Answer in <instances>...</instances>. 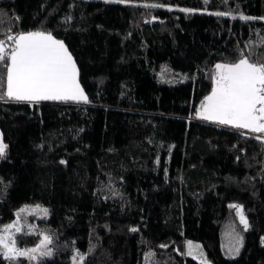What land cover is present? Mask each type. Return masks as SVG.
<instances>
[{"label": "trees", "instance_id": "trees-1", "mask_svg": "<svg viewBox=\"0 0 264 264\" xmlns=\"http://www.w3.org/2000/svg\"><path fill=\"white\" fill-rule=\"evenodd\" d=\"M35 31L63 41L88 103L10 100L0 62V229L28 206L16 246L55 251L0 264H201L187 242L264 264V142L197 116L217 63L264 54V0H0L8 57Z\"/></svg>", "mask_w": 264, "mask_h": 264}, {"label": "snow or ice", "instance_id": "snow-or-ice-1", "mask_svg": "<svg viewBox=\"0 0 264 264\" xmlns=\"http://www.w3.org/2000/svg\"><path fill=\"white\" fill-rule=\"evenodd\" d=\"M207 4L208 0H204ZM158 5H151L157 7ZM181 11H187L181 9ZM223 16L225 13H210ZM241 19H251L241 17ZM8 40L15 43L10 57L6 55L5 41L0 39V62H7L6 96L13 101L62 100L88 103L78 82V70L71 53L63 41L57 40L50 32L35 31L27 34L9 35ZM264 43V41H262ZM264 54L251 60L241 55L235 62L217 63L215 65V88L205 98L197 116L202 120L220 125H230L235 129H246L252 133H264ZM264 142V137L257 136ZM7 145L0 137V156L6 152ZM65 163V161H61ZM237 209L240 223L247 230L249 225L243 207L231 205ZM28 211V206L16 213V221L3 227L0 232V255L9 261L19 257L37 260L49 257L52 252L48 245L52 238L44 235L38 247L19 249L16 247L15 233L21 232L19 217ZM47 215V209H42ZM31 214V213H30ZM14 230V231H13ZM135 232L137 229L132 228ZM31 234V233H28ZM189 254L194 247L187 242ZM161 247H166L161 245ZM77 264H83L84 255L77 254Z\"/></svg>", "mask_w": 264, "mask_h": 264}, {"label": "rangeland", "instance_id": "rangeland-1", "mask_svg": "<svg viewBox=\"0 0 264 264\" xmlns=\"http://www.w3.org/2000/svg\"><path fill=\"white\" fill-rule=\"evenodd\" d=\"M164 9L166 10H169V11H176V12H182V13H190L191 10L190 9H187V8H178V7H163ZM181 9H185L187 11H181ZM7 49V48H6ZM216 86V85H215ZM58 101V100H57ZM201 108V107H200ZM200 111V109L198 110V112ZM207 121V120H205ZM212 122V121H210ZM214 123V122H213ZM217 124V123H216ZM223 126H226V127H229V128H233L232 126L230 125H223ZM246 130V129H244ZM259 135H263L264 133H257ZM0 137H2V140H3V135H2V132L0 130ZM4 143V141H3ZM6 153V152H5ZM247 219V218H246ZM16 221V220H15ZM14 221V222H15ZM248 221V220H247ZM13 223V222H12ZM19 223L20 225L22 226L21 227V232H23V222H22V219L19 218ZM6 226V225H5ZM4 227V226H3ZM3 227L0 229V232H2L3 230ZM14 231V230H13ZM20 232V233H21ZM19 233H15V238L16 236L18 235ZM193 244V248L191 249V254H189V248H188V244H187V256L196 260L197 262L201 263V264H212L209 259L207 258V255H206V251L204 250V248L198 244V243H195V242H192ZM17 247V246H16ZM21 250H23L24 248H21V247H17ZM0 251H3L2 249H0ZM52 253L55 252L54 250H50ZM3 256V255H2ZM23 257V256H22ZM72 261H74V264H75V260L73 259Z\"/></svg>", "mask_w": 264, "mask_h": 264}, {"label": "crops", "instance_id": "crops-1", "mask_svg": "<svg viewBox=\"0 0 264 264\" xmlns=\"http://www.w3.org/2000/svg\"><path fill=\"white\" fill-rule=\"evenodd\" d=\"M77 67V66H76ZM78 70V69H77ZM79 82V81H78ZM215 88V87H214ZM41 101H47V100H41ZM57 101V100H56ZM58 101H62V100H58ZM24 102H40V101H24ZM69 102H74V103H77L75 101H72V100H69ZM79 103H84V102H79ZM210 122V121H208ZM210 123H213V122H210Z\"/></svg>", "mask_w": 264, "mask_h": 264}, {"label": "built area", "instance_id": "built-area-1", "mask_svg": "<svg viewBox=\"0 0 264 264\" xmlns=\"http://www.w3.org/2000/svg\"><path fill=\"white\" fill-rule=\"evenodd\" d=\"M257 136L264 137V134H263V135H259V134H258Z\"/></svg>", "mask_w": 264, "mask_h": 264}]
</instances>
